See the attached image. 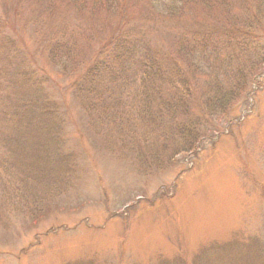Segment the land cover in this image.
I'll return each mask as SVG.
<instances>
[{"label":"rangeland","instance_id":"rangeland-1","mask_svg":"<svg viewBox=\"0 0 264 264\" xmlns=\"http://www.w3.org/2000/svg\"><path fill=\"white\" fill-rule=\"evenodd\" d=\"M72 1L45 8L0 0V264H264V64L228 113L212 118L196 153L150 166L151 136L133 134L137 147L123 145L84 110L75 74L54 64L48 49L56 29H76L77 55L89 63L123 15V27L144 32L150 50L170 53L177 33L199 21L158 16L150 0H121L120 14ZM24 72L42 80L36 86L59 117L16 129L2 110L34 97ZM209 79L196 73L195 88L210 89ZM53 122L61 127L55 138L41 127Z\"/></svg>","mask_w":264,"mask_h":264},{"label":"trees","instance_id":"trees-1","mask_svg":"<svg viewBox=\"0 0 264 264\" xmlns=\"http://www.w3.org/2000/svg\"><path fill=\"white\" fill-rule=\"evenodd\" d=\"M35 1L44 3L45 8L52 5L50 0ZM94 1L117 14L124 7L121 0ZM149 2L152 13L158 16L190 17L199 21L195 29L177 33L172 52L150 50L144 32L136 31L134 26L132 30L124 28L126 17L118 15L115 33L101 42L89 63L77 55L76 29L64 34L56 29L48 55L63 72L75 74L74 91L84 110L117 134L123 145L129 143L131 148L137 147L134 135L141 137L139 141L143 142L151 136L150 166L160 167L174 155L196 153L207 126L213 123L212 118L228 113L245 92L248 75L259 71L264 64V58H258L261 51L256 44L257 30L263 28L264 0ZM239 5L241 13L235 14ZM85 44L81 43L80 48ZM253 55L256 59L250 62ZM196 73L207 74L210 89L195 88ZM30 77L31 72H24L22 79L33 89L34 97L27 96L24 101L19 100V104L2 110L8 122L5 124L16 129L26 127L32 119L38 120L40 125V120L59 117L55 104L53 106L37 88L42 80L34 77L33 82ZM27 113H30L29 121L23 123ZM59 125L53 122V125L41 127L45 135L55 138L61 130ZM172 137L177 139V145L168 148L166 140ZM143 142L140 143L142 150L148 146H143ZM163 149L165 156L158 154ZM146 160V155H142L140 167L147 164Z\"/></svg>","mask_w":264,"mask_h":264}]
</instances>
